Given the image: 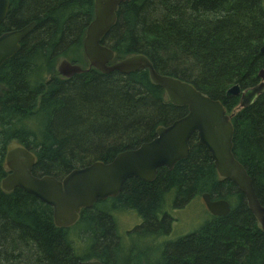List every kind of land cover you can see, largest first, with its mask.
I'll use <instances>...</instances> for the list:
<instances>
[{
	"label": "trees",
	"instance_id": "trees-1",
	"mask_svg": "<svg viewBox=\"0 0 264 264\" xmlns=\"http://www.w3.org/2000/svg\"><path fill=\"white\" fill-rule=\"evenodd\" d=\"M93 7L94 0H9L0 34L31 22L35 26L0 67V84L7 89L0 98V182L12 141L36 156L33 175L61 179L73 169L107 163L136 148L153 137L157 126L186 113L185 107L166 102L147 70L103 75L91 69L59 80L55 67L60 57L84 64L81 43ZM263 43L261 0H128L119 5L115 24L101 39L115 53L114 62L142 54L157 73L191 84L219 100L228 113L239 100L226 98V90L257 84V73L264 69ZM231 121L232 153L264 205V92L234 112ZM204 190L229 201L232 210L167 243L155 264H264V234L243 195L230 182L216 179L213 161L195 137L187 157L172 171L159 170L152 183L126 181L116 204L143 218L134 232L167 233V217L157 221L156 215L164 197L173 193L178 207ZM104 205L82 210L72 228H57L51 207L19 188H0V264L131 262ZM74 238L82 245L77 247Z\"/></svg>",
	"mask_w": 264,
	"mask_h": 264
},
{
	"label": "water",
	"instance_id": "water-1",
	"mask_svg": "<svg viewBox=\"0 0 264 264\" xmlns=\"http://www.w3.org/2000/svg\"><path fill=\"white\" fill-rule=\"evenodd\" d=\"M127 1L94 0L93 20L86 27L82 43L89 67L101 74L118 72L126 75L147 70L151 84L162 88L167 102L177 107H186L187 114L166 128H158L157 136L151 142L135 150L121 152L109 163L95 161L83 168L73 169L61 179L33 175L36 156L22 145L12 143L5 150L3 168L7 174L0 182L1 190L10 192L19 188L35 197L52 208L54 226L66 229L77 222L81 210L91 208L97 201L115 197L125 180L136 178L150 182L157 168L165 166L171 169L177 161L186 157L187 142L196 133L198 144L209 153L218 178L230 181L241 192L248 210L264 234V206L256 197L251 178L232 153L234 128L231 116L223 104L185 81L157 73L142 54L130 55L112 65L108 64L114 60L115 53L102 45L101 39L115 24L119 5ZM8 8L9 0H0V24ZM33 28L32 22L21 29L0 35V66L19 50L20 41ZM260 53H264V43ZM57 71L63 77H70L82 70L63 59ZM257 77L260 82L256 86L241 89L235 84L226 90L225 97H238V107L241 109L252 105L258 95L264 92V70H260ZM6 90L0 85V95ZM202 198L210 214L225 216L229 213L230 207L226 201H210L207 194ZM78 264L102 263L88 260Z\"/></svg>",
	"mask_w": 264,
	"mask_h": 264
},
{
	"label": "flooded vegetation",
	"instance_id": "flooded-vegetation-1",
	"mask_svg": "<svg viewBox=\"0 0 264 264\" xmlns=\"http://www.w3.org/2000/svg\"><path fill=\"white\" fill-rule=\"evenodd\" d=\"M264 6V5H263ZM93 9H94V7H93ZM93 16H94V13H93ZM6 17V16H5ZM5 19V18H4ZM93 20V19H92ZM3 22V21H2ZM1 22V23H2ZM32 23V22H31ZM34 23V22H33ZM30 24V23H29ZM28 25V24H27ZM26 25V26H27ZM34 26H35V23H34ZM25 27V26H24ZM18 30V29H17ZM33 30V29H32ZM13 31V30H12ZM85 31H86V29H85ZM9 32H11V31H9ZM3 33H5V32H3ZM2 34V33H1ZM0 34V35H1ZM84 34H85V32H84ZM83 38H84V36H83ZM23 40V39H22ZM21 40V41H22ZM21 41H20V43H19V45L21 44ZM82 43H83V39H82ZM82 43H81V51H82V54H83V57H84V64H77V63H74V62H72V61H70V60H68L67 58H65V57H60L59 59H58V61H57V63H56V67H55V71H56V74H57V77L59 78V80L60 81H68V80H70L71 78H73L74 76H76V75H81V74H83V73H86L87 71H89V70H94L95 72H98L97 70H95L94 68H92V67H89V64H88V61H87V59H86V57H85V55H84V53H83V48H82ZM20 49V48H19ZM19 51V50H18ZM11 58V57H10ZM63 59H66L70 64H72V65H77L82 71L80 72V73H77V74H74V75H72V76H70V77H63V76H61L59 73H58V71H57V67H58V65H59V63H60V61L61 60H63ZM8 60V59H7ZM119 61V60H118ZM5 62V61H4ZM3 62V63H4ZM116 62V61H115ZM113 60L111 61V62H109L108 64L109 65H112L113 63H115ZM2 63V64H3ZM2 66V65H1ZM0 66V67H1ZM261 70H264V69H261ZM137 72V71H136ZM259 72V71H258ZM100 73V72H99ZM112 73V72H111ZM118 73V72H117ZM101 74V73H100ZM108 74H110V73H108ZM108 74H103V75H108ZM120 74V73H119ZM258 74V73H257ZM122 75H124V74H122ZM257 79H258V77H257ZM260 82V80L258 79V82H257V84ZM256 84V85H257ZM1 85V84H0ZM256 85H254V86H256ZM253 86V87H254ZM4 87V86H3ZM7 91V90H6ZM6 91H2V94L0 95V98L3 96V92H6ZM263 94V93H262ZM258 96H260V95H258ZM166 98V97H165ZM258 98V97H257ZM256 98V99H257ZM238 100H239V98H238ZM256 101V100H255ZM254 101V102H255ZM166 102H167V99H166ZM168 103V102H167ZM168 104H170V103H168ZM239 104V103H238ZM170 105H172V104H170ZM172 106H174V105H172ZM175 107H177V106H175ZM178 108H181V107H178ZM186 108V107H185ZM226 109V108H225ZM241 108H239L238 107V105L235 107V109L233 110V112L232 113H228V111H227V114H229L230 116H231V118H232V115L234 114V112H237V111H239ZM187 114V108H186V113L183 115V116H181V117H179V118H177V119H175V120H173V121H171L169 124H167V125H159V126H157L156 128H155V130H154V134H153V137L149 140V141H147V142H143V143H141L139 146H141L142 144H144V143H148V142H151L153 139H155L156 138V130L158 129V128H160V127H164V128H166V127H168V126H170L174 121H176V120H178V119H180V118H182V117H184L185 115ZM193 137H195L196 138V140H197V137H196V133H193L192 135H191V137L189 138V140H188V152H187V155H188V153H189V149H190V140H191V138H193ZM12 143H18L17 141H12L10 144H12ZM10 144H8V145H10ZM19 144V143H18ZM197 144H198V141H197ZM21 145V144H20ZM23 146V145H22ZM139 146H137L136 148H134V149H129V150H124V151H122V152H125V151H130V150H135V149H137ZM24 147V146H23ZM25 148V147H24ZM28 150V149H27ZM30 151V150H29ZM30 152H32V151H30ZM33 153V152H32ZM119 153H121V152H119ZM118 153V154H119ZM34 154V153H33ZM117 155V154H116ZM116 155L113 157V159L116 157ZM187 155H186V157H187ZM185 157V158H186ZM184 158V159H185ZM112 159V160H113ZM184 159H181V160H184ZM111 160V161H112ZM181 160H179V161H181ZM111 161H109V162H111ZM179 161H177L176 163H178ZM95 162V161H94ZM109 162H107V163H109ZM176 163L173 165V167L171 168V169H169V168H167V167H165V166H162V167H159V168H157L156 169V172H155V176H154V178L152 179V181H150V182H146V181H142V180H139V179H136V178H129V179H127V180H125L124 181V183L126 182V181H129V180H136V181H140V182H143V183H152L155 179H156V176H157V174L159 173V170L160 171H168V172H170V171H172L173 170V168H174V166L176 165ZM91 164V163H90ZM214 170H215V168H214ZM215 176H216V179L217 180H219V181H228V180H221V179H219L218 178V176H217V174H216V170H215ZM228 182H230V181H228ZM124 183H123V185H124ZM231 183V182H230ZM235 188H236V186L233 184V183H231ZM123 185H122V187H123ZM254 188V187H253ZM121 190H122V188H121ZM121 190L119 191V193L115 196V197H110V198H107V199H105V200H102V201H97L95 204H93V206L94 205H96V204H98V203H101L102 205H104L103 203H105L106 205H108V211H109V214L111 215V218L113 219V221H114V223H115V225H116V229H117V236H118V240H119V243L121 244V247H122V253H123V255H125L126 256V258L128 259H130L131 260V262H129V263H118V264H143V262H145L144 264H155V262H156V260L159 258V256L161 255V253H162V251H163V248H164V246L167 244V243H169V242H172L171 240H173V241H175V240H177V239H179V238H182V237H184V236H187V235H190V234H192L193 232H195V231H197L202 225H204L206 222H208V221H210L212 218H224V217H226L229 213H230V211L232 210V206H231V203L229 202V201H227L226 199H222V198H219V199H214L213 197H211V194H210V192H208V191H200V193L197 195V196H195L194 198H192V199H190L189 201H187L186 203H184V204H182V205H180V206H178V207H175L174 206V198H175V196H174V194L173 193H171V194H168L166 197H164V200H163V204L161 205V207H160V209H159V211L157 212V221H160V219L163 217V216H166L167 217V219H168V222H169V230H168V232L167 233H136V232H134L135 231V229L137 228V227H139L141 224H143V218L134 210V209H126L125 207H123V206H120L119 204H116V200L118 199V197H119V195H120V192H121ZM236 190L238 191V189L236 188ZM239 192V191H238ZM254 192H255V190H254ZM239 193H241V192H239ZM205 194H207L208 196H209V199H210V201H214V202H216V201H220V200H223V201H226L228 204H229V207H230V210H229V213L227 214V215H225V216H215V215H212V214H210V212L207 210V208H206V205H205V203H204V200H203V198H202V196L203 195H205ZM256 194V193H255ZM244 197V196H243ZM256 197H257V195H256ZM258 199V198H257ZM199 202L198 204H201V208H202V210H203V212L205 213V218H204V222L196 229V230H194V231H192L191 233H188V234H186V235H184V236H182V237H179V238H176L175 239V237H174V235H173V227H174V225L176 224V222H177V213H178V211H180V210H182V209H184V208H186V209H188L189 207H190V205L191 204H193L194 202ZM259 201V200H258ZM260 203V202H259ZM261 204V203H260ZM262 205V204H261ZM92 206V207H93ZM105 206V205H104ZM264 206V205H263ZM91 207V208H92ZM172 208V210H171V208ZM91 208H89V209H91ZM84 210H88V209H84ZM82 211V210H81ZM124 212H130V213H132L134 216H135V219H133V222L128 226V227H126V228H123V231L122 232H120V230H119V228H118V221H117V219L119 218V217H121L120 215H117L118 213H124ZM250 212V211H249ZM81 213V212H80ZM79 218H80V214H79ZM201 218H202V216H201ZM254 218V217H253ZM254 220H255V218H254ZM78 221H79V219L77 220V222L73 225V226H71V227H69V228H72V227H74L77 223H78ZM256 221V220H255ZM256 224H257V222H256ZM258 226V225H257ZM259 228V227H258ZM66 229H68V228H66ZM260 229V228H259ZM261 230V229H260ZM143 242H146L147 244H142ZM134 246H136L137 248L139 247V246H141L142 248H143V253H141L140 255H139V262H136V263H134V260L136 259L135 258V254L134 253H131V251L134 249ZM131 247V248H130ZM130 248V249H129ZM90 260H97V259H90ZM88 261V260H87ZM99 261V260H98ZM101 262V261H100ZM102 264H105V263H103V262H101ZM78 264V263H77Z\"/></svg>",
	"mask_w": 264,
	"mask_h": 264
},
{
	"label": "rangeland",
	"instance_id": "rangeland-1",
	"mask_svg": "<svg viewBox=\"0 0 264 264\" xmlns=\"http://www.w3.org/2000/svg\"><path fill=\"white\" fill-rule=\"evenodd\" d=\"M261 2L264 5V0H261ZM25 123V122H24ZM199 202H194L193 204L190 205L188 209L184 208L177 213V222L174 225L173 229V235L176 238L182 237L188 233H191L192 231L196 230L204 221L205 218V213L203 212L201 208V204H198ZM106 207L108 205L105 204ZM171 208V207H170ZM172 210V208H171ZM117 215H120L117 219L118 221V228L120 232L123 231V228L128 227L132 222L133 219H135V216L130 213V212H124V213H118ZM202 216V218H201ZM75 240V245L78 247L82 245L80 243V238H74ZM173 241V240H171ZM79 242V244H78ZM142 244H147L146 242H143ZM80 248V247H79ZM79 248L77 251H80ZM131 248V247H130ZM129 248V249H130ZM131 253L135 254V260L134 263L139 262V255L143 253V248L139 246L138 248L134 246V249L131 251ZM122 255V254H121ZM145 262H143L144 264Z\"/></svg>",
	"mask_w": 264,
	"mask_h": 264
}]
</instances>
